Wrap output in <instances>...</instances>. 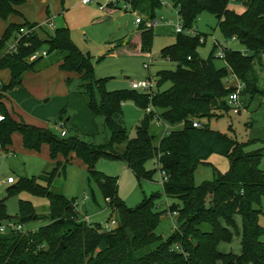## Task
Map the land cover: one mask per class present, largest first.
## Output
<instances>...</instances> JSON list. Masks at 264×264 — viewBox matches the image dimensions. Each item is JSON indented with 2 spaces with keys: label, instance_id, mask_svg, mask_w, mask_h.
<instances>
[{
  "label": "trees",
  "instance_id": "16d2710c",
  "mask_svg": "<svg viewBox=\"0 0 264 264\" xmlns=\"http://www.w3.org/2000/svg\"><path fill=\"white\" fill-rule=\"evenodd\" d=\"M124 1L131 11L146 13L150 18L162 5V0ZM168 1L177 10L183 31L176 34L173 44L162 48L161 58L175 62L177 67L159 70L157 89L151 93L131 88L108 91L106 80L95 78L89 57L72 41L66 26L56 28L52 35L38 27L19 40L13 53L7 52V42L16 38L21 28L34 25L10 23L5 28L0 37V69H7L10 76L7 83L0 84V114L4 116L0 121V146L7 151L12 134L17 132L28 150L40 152L46 145L55 167L38 177L20 178L8 191L27 190L46 196L50 209L48 223L36 230L0 232V264H264V226L260 223L264 217V171L260 168L264 146L246 150V144L203 122L230 110L227 96L234 88L224 81L230 72L243 83L242 93H261L256 66L261 67L264 53V0ZM17 2L0 0V18L17 13ZM232 2L242 3L244 11L235 12L230 8ZM204 12L215 15L224 38H234L245 53L225 47L224 58H220L224 65L216 67L214 59L219 57L215 56L217 45L213 43L203 65L197 48L205 43L199 41L205 36L186 31ZM40 30L45 37L38 34ZM138 30L140 52H149L153 29L140 23ZM43 46H47L48 54L61 55V70L76 72L83 80L80 90L86 95L87 107L94 116L102 117L110 130L108 145L58 136L47 128L20 123L3 104L4 94L19 85L23 74L43 59H28ZM164 82L170 86L160 90ZM125 101H132L143 111L133 138H128L122 120ZM148 106L171 127L164 135L153 130L154 113L146 112ZM63 112L58 115L60 120ZM194 120L200 121L201 127L193 126ZM177 124H182L181 128H175ZM124 141L125 147L119 150L118 145ZM212 153L228 158V170L214 169L211 180L195 185L198 164L205 163ZM74 157L87 166L90 179L115 212V227L102 229L100 224L86 222L77 212L75 200L52 190L53 182L65 173ZM101 157L124 161L139 181L153 179L154 170H147L145 165L155 159L158 169L167 174L162 192H152L136 207H128L118 196V178L95 170ZM162 195L176 200L165 210L158 209ZM167 212L176 214V228L164 238L155 230ZM36 214L31 202L20 200L15 220L6 214V204L0 200V226L9 220L22 225L38 218ZM237 215L241 218V252H222L220 245L230 243L239 233Z\"/></svg>",
  "mask_w": 264,
  "mask_h": 264
},
{
  "label": "rangeland",
  "instance_id": "374dc122",
  "mask_svg": "<svg viewBox=\"0 0 264 264\" xmlns=\"http://www.w3.org/2000/svg\"><path fill=\"white\" fill-rule=\"evenodd\" d=\"M17 1L15 4L17 13L11 14L7 19L0 18V37L10 23L29 22L31 25L43 27L50 35L56 28L66 25L76 46L84 54L89 53L94 76L96 79L106 80L108 91L130 89V80L147 77L155 82L153 90H156L157 72L174 70L177 67L175 62L161 58L162 48L173 44L176 39L177 33L169 22L172 21L173 24L181 22L177 10L168 0H162V5L155 10L153 18L146 13L136 11L147 22L156 21L152 26L153 44L151 50L146 53L140 52L138 45L139 30L135 21L136 13L130 10V6L125 4L124 0H93L88 4H84L82 0ZM230 8L237 13L244 11V5L239 2H232ZM48 16H53L54 27L46 24ZM190 30L205 36V43L197 48L201 60L208 57L214 39L224 47L244 51V47L237 41L224 38L220 28L217 27L215 15L209 12L202 13ZM38 34L46 36L44 32L38 31ZM128 40H131L130 44L126 43ZM13 41L14 38H11L7 42V48ZM41 50H48V48L43 46ZM1 54L0 52V56ZM60 60L61 55L53 52L38 62L34 69L26 71L21 83L9 91L12 98V107L9 111L12 114L14 111L18 115L15 119L20 123L47 128L53 134L60 136L59 129L55 128V122L60 110L66 108L68 113L63 119L66 120L70 116V120L64 121L63 126L67 129V137L76 136L91 144L108 145L110 130L104 125L102 117L94 116L87 107L86 95L80 90L84 84L83 80L76 72L61 70ZM144 63L148 67H144ZM214 64L216 67H221L224 61L215 58ZM256 70L261 93L251 96L242 93V90L239 97L241 105L239 113H233L232 106L229 104L230 110L227 112H220L209 120L203 119V122L212 129L233 137L239 143L246 144V150L264 146V58L261 67L256 66ZM0 71L8 70L0 69ZM169 86V82H164L159 89L165 90ZM95 95L98 98L97 91ZM122 111L127 136L133 138L136 127L143 117V111L132 101H125ZM73 120L78 122L77 131L73 128L75 122ZM181 126L182 124H177L175 128H181ZM153 130L157 133L155 126ZM125 144L126 141L118 145V149L122 150ZM43 149L44 152L42 150V154H38L15 148L14 152H9L4 157L0 156V200H4L6 204V214L9 217L17 215L19 201L24 200L31 202L38 216L36 219L22 223L23 231L36 230L48 223L49 199L27 190L15 191L12 194L8 191L15 187V183L20 178L38 177L55 167V163L49 160L45 153L46 145ZM145 168L149 171L154 170L152 180L139 181L125 162L119 159L111 160L101 157L95 163V170L118 178V196L131 208L139 205L144 197L152 192H162L163 187L156 160H149ZM228 168L229 160L226 156L212 153L205 163L198 164L194 172V184L199 185L203 181L211 180L214 169L225 172ZM260 168L264 171V157L261 159ZM8 176L13 177L16 182L4 183ZM40 184L46 185L43 181H40ZM52 190L63 193L70 200H75L77 212L81 217H88L89 223L100 224L102 229L115 227L108 226L110 219L116 218L115 212L105 202L97 183L90 179L87 166L80 159L74 157L73 161L67 165L65 173L55 179ZM174 201L176 200L162 195L158 200V209L165 210ZM262 208L264 210V202ZM235 222L239 233L234 235L230 243L220 245L222 252L235 254L241 252L240 216H235ZM260 223L264 226V217L260 218ZM175 228L176 214L167 212L160 217L155 232L166 238Z\"/></svg>",
  "mask_w": 264,
  "mask_h": 264
},
{
  "label": "built area",
  "instance_id": "2783aa9c",
  "mask_svg": "<svg viewBox=\"0 0 264 264\" xmlns=\"http://www.w3.org/2000/svg\"><path fill=\"white\" fill-rule=\"evenodd\" d=\"M93 0H83V3H89L92 2ZM136 13V12H135ZM136 23L140 24V23H144L147 27H152L154 23H156V21L154 22L153 20H149L148 22L142 18L139 14L136 13ZM46 24L49 27H54L53 24V19L49 18L46 21ZM169 24H171L174 27V30L176 33H180L183 31V27L181 22L177 23V24H173L172 21L169 22ZM37 27L40 26H33V27H24L21 28L20 31L18 32V34L16 35V38H14V41L8 46L7 48V52L9 53H13L16 51L17 45L19 40L24 37V36H29L30 34H32L36 29H38ZM186 33L188 34H195V32H193L192 30H187ZM234 40V38L232 39ZM199 41L202 43L205 41L204 37H201L199 39ZM213 43L217 45V49H216V53L215 56L219 57V58H224V46L221 45L218 40L214 39ZM243 53H245V51H242ZM48 55L47 50H38L36 52H34L28 59L30 61H34L38 58H44ZM262 57L264 58V53L262 54ZM144 67H148L147 64L144 63ZM225 83L228 87H233L234 89L232 90L231 93H229V95L227 96V101L228 104H230L232 106V112L233 113H239L241 110V105H240V101H239V97L241 95V91L244 88L243 83L238 79V77L233 73L230 72L228 74V76L225 78ZM154 85L155 82L152 80V78L147 77V78H143V79H139V80H130L129 86L131 89L134 90H138L141 92H145V93H151L154 89ZM146 112H153L154 113V124L156 126H162L163 130H162V135H164L165 133L168 132V130L170 129L169 125L164 123L162 121V119L159 117L158 113L156 112V110L152 107V106H148L146 108ZM4 119V116L2 114H0V121H2ZM193 126L195 127H201V122L198 120H194L193 121ZM55 128L59 129V133L61 136H65L66 135V130L63 127V125L60 122H57L55 124ZM159 174H160V182L161 184L167 179V174L165 171L163 170H159ZM7 184H11L14 183V178L13 177H8L5 181ZM83 219L88 222L89 218L88 217H83ZM117 225V220L116 218H111L109 221V225L108 226H116ZM107 226V227H108ZM8 231H23L22 230V225L19 223H16L14 221H6L4 222L1 226H0V232L1 233H5Z\"/></svg>",
  "mask_w": 264,
  "mask_h": 264
},
{
  "label": "crops",
  "instance_id": "0c3cea01",
  "mask_svg": "<svg viewBox=\"0 0 264 264\" xmlns=\"http://www.w3.org/2000/svg\"><path fill=\"white\" fill-rule=\"evenodd\" d=\"M25 1V0H24ZM82 2H83V0H82ZM90 3V2H89ZM84 4H88V3H84ZM112 6V5H111ZM115 7L116 8H118V6L117 5H115ZM18 9V8H17ZM53 16H48L46 19H49V18H52ZM53 19V24H54V18H52ZM66 26V25H65ZM67 27V26H66ZM45 30V29H44ZM46 31V30H45ZM40 32H43V31H41L40 30ZM47 32V31H46ZM126 40H124V42H125ZM126 43H131V40L129 41H127ZM138 45H139V41H138ZM140 48V47H139ZM1 57V56H0ZM9 71H0V84H4V83H6L8 80H9ZM10 94H11V92H7V93H5V96H4V98L2 99V102H3V104L5 105V107L9 110V108L10 107H12L11 105H12V101H11V96H10ZM61 110H64V112H63V118H64V116H65V114L66 113H68V111L66 110V108H62ZM60 110V111H61ZM13 117L14 118H18L17 116V114L13 111ZM16 116V117H15ZM70 120V116H68V118L66 119V120H64V119H57L56 120V122H55V124L57 123V122H60L61 124L63 123L64 125H65V122L64 121H69ZM73 121H75V120H73ZM78 125V122L77 121H75L74 123H73V128H75L76 129V131H77V129H79V127L77 126ZM155 127H156V130H157V132L158 133H162V130H163V127L162 126H156L155 125ZM65 130H66V135H67V129L65 128ZM15 148H18V149H22V150H24L25 152H31V153H38V154H42V150H43V152H44V149H43V147H42V150L40 151V152H35V151H33V150H28V149H26V148H24L23 147V145H22V138H21V135L19 134V133H17V132H15V133H13L12 134V143H11V145H9L8 147H7V151H5V150H3L2 148H1V146H0V156L1 157H4V155L5 154H7V153H9V152H14L15 151ZM45 153L47 154V157H48V159L50 160V158H49V156H48V147L46 146V151H45ZM74 159V158H73ZM73 159L71 160V162L73 161ZM8 177H10V176H8ZM7 177V178H8ZM6 178V179H7ZM6 180H4V183H6L5 182ZM16 181H15V179H14V183H15ZM14 183H11V184H14ZM16 184V183H15ZM84 198H86V197H84Z\"/></svg>",
  "mask_w": 264,
  "mask_h": 264
},
{
  "label": "water",
  "instance_id": "95a60500",
  "mask_svg": "<svg viewBox=\"0 0 264 264\" xmlns=\"http://www.w3.org/2000/svg\"><path fill=\"white\" fill-rule=\"evenodd\" d=\"M86 56L89 57V53H86ZM201 62H202L203 65L206 64V61L205 60H201ZM12 218L16 220V219H18V216L15 215V216H12ZM61 246H63V245H61Z\"/></svg>",
  "mask_w": 264,
  "mask_h": 264
}]
</instances>
